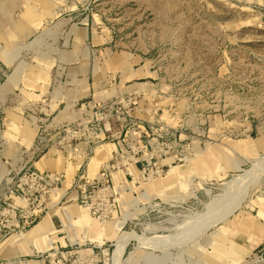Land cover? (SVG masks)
<instances>
[{
	"label": "rangeland",
	"instance_id": "obj_1",
	"mask_svg": "<svg viewBox=\"0 0 264 264\" xmlns=\"http://www.w3.org/2000/svg\"><path fill=\"white\" fill-rule=\"evenodd\" d=\"M87 19L94 33L86 42L88 52L79 33L73 38L74 29ZM83 75L89 84L82 83ZM138 83L150 85L153 101L148 97L139 106L134 97ZM111 99L118 101L116 109L124 105L145 120V142L157 138L172 144L175 135L183 147L173 146L172 151L185 154L190 143L203 153L171 165L172 159L161 156L143 169L135 161L147 155L146 143L131 141L128 126L121 134L114 112L112 132L100 145H132L139 151L133 157L130 149L131 156L119 157L120 169L115 171L124 179L117 177L116 186L113 175L102 210L95 211L98 194L79 201L67 197L75 190V179L82 174L96 177L112 154L105 151L97 162L99 149L87 145V132L74 151L63 147L69 142L59 145L52 130L60 123L86 119L91 106ZM261 137L264 140V0H0V250L13 235L28 233L47 216L67 239L59 251L52 245L36 250L29 244L27 252L0 255V264H113L118 240L105 234H100L101 242L92 239L95 235L86 229L90 220L101 227L124 221L119 235L173 241L144 247L130 237L120 264H264V219L258 215L264 210V171L237 189L229 203L221 202L226 183L252 170L264 156L263 141H258L259 149L254 142ZM238 142H248V151ZM42 145H47L44 151ZM212 149L204 166H197ZM50 162L52 168L44 167ZM88 164L95 170L89 175ZM28 166L64 174L62 185L43 197L33 195L30 208L20 198L7 199L25 182ZM236 198L242 201L229 217L210 223ZM4 199L24 207L9 209ZM61 207L87 212L88 225L76 226L74 243L68 241L71 232L63 222L52 216ZM41 208L32 223V213ZM88 254V259L80 257Z\"/></svg>",
	"mask_w": 264,
	"mask_h": 264
},
{
	"label": "built area",
	"instance_id": "obj_2",
	"mask_svg": "<svg viewBox=\"0 0 264 264\" xmlns=\"http://www.w3.org/2000/svg\"><path fill=\"white\" fill-rule=\"evenodd\" d=\"M138 91L135 92L134 97L139 99V102L135 100L133 103L136 104L137 102L139 103L142 100L146 101L148 97H150L149 101H153L154 98L151 96V90L148 89L150 85L147 83H138ZM118 101H114V99H111L107 102L103 103H97L93 106H91V111L92 114L89 115L86 119H82L81 121L77 122H69V123H60L54 127L52 130L55 134L54 136H57L59 138V145H63L65 149H73L74 151H77L78 148L81 146L83 138H85L84 134L81 137L82 133H88L89 140L88 142L90 144L87 145H97V147L100 146V143L104 141L105 139L108 138L107 134L109 132H112V127H111V121L114 117V112L117 114L118 118V125L119 127H122V132L126 128V126L130 127L126 130V132L129 135V139L131 141H137V143H144L145 141L142 140L143 137H147V133L149 132V129L146 126L145 120L136 117L130 113V111H127L126 109L124 110L122 108L116 109V104ZM97 112H94L93 109ZM123 116V117H120ZM151 128V127H150ZM139 130V131H137ZM133 131V132H132ZM143 134V135H142ZM138 135V136H137ZM143 136V137H142ZM175 143L170 144V142H159L156 138L155 141L154 139H147L146 144L144 146V152H146V156L143 158H140L135 161L136 163H140L143 166V169H146L148 166L151 165L153 162L154 164L158 162V158L161 156H164L166 159H172L170 162V165L172 163H175L176 161H189L193 158V156L196 155L197 153V147H193L190 143L187 144V153L182 154L178 151L174 152L172 151L173 146H181L183 147V144H180L176 142L178 139L175 135H173ZM182 141L183 139H179ZM64 142V143H63ZM116 148L111 152L112 156L111 158L103 163L101 165L100 170L98 171V174L94 178H89L86 174H82L78 177V179H75L74 181V187L75 190L71 193L68 194L67 199L68 200H75L79 201L80 197H82L84 200H87L88 198L91 197L93 194H98V198L100 202H97V205L95 207H92L95 211H100L102 210L100 204L102 205L103 203V198L108 194L109 189L113 183V175L116 169H120V161L119 157H123V153L128 155L129 150L131 149V153L133 154V157L138 153L139 148H135L132 145H128V147H125L123 144H118L115 145ZM47 145H42L40 148L41 151H44L46 149ZM149 149H152V151L149 152ZM156 149V151H155ZM157 149L159 152V155L157 154ZM131 153L129 156H131ZM128 170V169H126ZM125 170V171H126ZM126 175H130V173L127 171ZM24 181L22 182V186L19 185L16 189L10 191L9 197H7L8 200L20 198L27 202L28 207L33 205L34 201L36 198H33V195L36 193H40V197H43L44 194L50 192L51 190L53 191L56 189L59 185H62L64 178L63 173L59 172H51V171H41L39 169L32 168L31 166H28L25 168L24 172ZM24 186H27L28 188L26 189ZM21 189L20 194H17L16 191ZM42 193V194H41ZM81 193V194H80ZM71 195H74L75 197H71ZM65 196V195H64ZM62 198V197H61ZM7 199H4V203L6 206L13 210H19V208H23L24 206L21 205H14L16 202L8 201ZM45 208H41L40 210L36 211L33 214V219L32 223L35 222L39 216L40 213ZM30 225V224H29ZM16 227H18L16 225ZM94 247L93 246L91 249L92 252H94ZM57 251H59L58 247L56 248ZM89 255L85 256H80L82 259H88ZM51 256V255H50ZM88 256V257H86ZM60 264V261H58Z\"/></svg>",
	"mask_w": 264,
	"mask_h": 264
},
{
	"label": "bare ground",
	"instance_id": "obj_3",
	"mask_svg": "<svg viewBox=\"0 0 264 264\" xmlns=\"http://www.w3.org/2000/svg\"><path fill=\"white\" fill-rule=\"evenodd\" d=\"M261 139V140H259ZM259 139H254V142H257L258 144V149L261 145L264 144V140L261 138ZM256 140V141H255ZM258 141H263V143L260 145ZM107 144H102L100 145L99 147H97L99 150L98 151H101L103 153H105V151H108V153L110 154L115 148L113 146H110V147H106ZM238 145L240 146V148H242L244 151H248V147H250V144L247 142V143H239L238 142ZM255 145V144H254ZM105 148V149H104ZM264 149V148H263ZM212 152H215V149H213L212 151H210L209 154H211ZM203 153V151L201 149H198L197 148V154L201 155ZM225 153V152H223ZM222 153V154H223ZM228 153V152H227ZM207 156H210L208 154H206V157H202L198 164H196L197 166H204V162L207 158ZM221 156V155H220ZM199 157V156H198ZM192 160V159H191ZM189 160V162L191 161ZM41 160H39V163H40ZM106 162V161H105ZM257 163V164H256ZM256 166L246 172V174H243V175H240L236 178H233L231 181L227 182L226 183V194L224 195V199L225 200H221L222 201H228L230 200L229 197L231 198L232 194L234 193L235 194V191H240V189L244 188L245 185H247V183H250L249 181H253V180H257L260 175L263 173L264 171V156L261 158V160H259L258 162H256ZM51 165L53 166V163H49L47 166H44V167H51ZM78 167L80 165V162L77 163ZM254 166V165H253ZM52 168V167H51ZM198 168V167H197ZM130 169L131 171L133 172V169L134 167L131 165L130 166ZM176 169V166L174 167H171L170 170H169V173H172V171H175ZM182 169V168H181ZM203 169V168H202ZM135 170H137L135 168ZM186 172V171H185ZM134 173V172H133ZM137 173H138V170H137ZM136 173V174H137ZM184 173V172H183ZM122 172H115L114 173V178H115V183H116V186H120L118 182H116V180H119V176H121L123 179L124 177L122 176ZM173 175V174H172ZM171 176V175H170ZM174 177V176H173ZM117 178V179H116ZM174 179V178H173ZM122 180V179H121ZM254 182V181H253ZM152 185V184H151ZM166 185V184H165ZM166 189V188H165ZM224 189V188H223ZM129 191V190H128ZM241 193V192H239ZM238 193V194H239ZM237 194V195H238ZM126 195V194H125ZM236 195V196H237ZM240 195V194H239ZM238 195V196H239ZM220 196V195H219ZM226 196V197H225ZM234 196V195H233ZM237 196V197H238ZM242 196V195H240ZM71 197H75L74 195H71ZM223 198V197H221ZM234 199V197H233ZM236 202H231L232 204H227L229 206L227 207H224L221 208L223 210V212L221 211L220 212H217V214L214 215V219H212L210 223L214 224L220 220H224L226 219L227 217H229V214L232 213L235 208L239 207V204H240V199L236 198ZM261 200V199H260ZM124 201V200H123ZM213 201V200H212ZM218 201V200H217ZM216 201V202H217ZM235 201V199H234ZM216 202H214L216 204ZM225 202V203H226ZM229 203V201L227 202ZM73 206V205H72ZM211 206V205H210ZM209 206V207H210ZM214 206V205H213ZM223 206H226L225 204ZM217 207L216 205L214 206V208ZM213 208V207H212ZM213 208V210H214ZM79 209V208H78ZM217 209V208H215ZM206 210V209H205ZM208 212V211H207ZM205 212V213H207ZM55 213L61 218V221L63 222V226H64V229H67L69 230L70 232H72V235H70V242L74 243L76 242L77 240V237L75 235V233L73 232V230H75L76 226L78 227H82V226H87L88 223L87 221H89L87 218H88V215H87V212L85 211H82V210H75L73 208H64V207H61V208H58L56 209ZM49 214V212H48ZM208 214V213H207ZM55 215V214H54ZM212 215V214H211ZM259 217L263 218L264 219V210H260L259 211ZM53 216V215H52ZM204 216V215H203ZM206 216V215H205ZM44 218V217H43ZM42 218V219H43ZM199 219V218H198ZM197 219V221H198ZM220 219V220H219ZM86 221V222H85ZM89 225L86 227V229L88 231L91 232V234L93 233L95 236L93 237L92 236V239H97V241L101 242L102 241V238L100 237V234L102 235H107L108 238L110 239H114V240H118V243H116V248L114 250V257L113 258V264L114 262H116V264H120L122 262V253H123V250H124V247H125V244H126V241H128L132 238H138L139 241H141L142 244H150V245H154V247H158V246H164L165 244H167L166 241H168L169 239H167L166 237H159V238H156V239H153V240H144V238L142 239V237H140V235L136 234V233H123V234H117V230L120 229V227L124 224V221H117L115 223V225L113 224V227L116 229V231H112L111 229H113L112 225L109 223L107 225H105L104 227H101V225H99L95 220H90L89 221ZM209 223V224H210ZM36 225V224H35ZM34 225V226H35ZM211 225V224H210ZM33 226V227H34ZM210 227V226H209ZM81 229V228H80ZM59 231V229L57 227L54 226V224L52 223L51 221V218L49 217H46L44 218L42 221H40L31 231H29L28 233L26 234H23L22 236L20 235H13L4 245H3V248L0 250V255H13V254H17L19 252H27L29 251V249L27 248V246L30 244L33 249H36V250H44L46 248V246H53L54 248H57V246L54 244V241L56 240L57 238V232ZM48 239V240H47ZM128 239V240H127ZM47 240V241H45ZM169 241H171V245L173 244L172 240L170 239ZM169 241H168V244H169ZM48 243V245H47ZM63 243H65L63 241ZM140 243V245H142ZM46 244V245H45ZM144 244V245H145ZM149 245V246H150ZM143 246V245H142ZM166 246V245H165ZM170 246V245H169ZM144 247H147L146 245ZM156 247V248H157ZM30 248V247H29ZM149 248V247H148ZM153 248V247H152ZM220 252L222 251L221 249L219 250ZM115 260V261H114Z\"/></svg>",
	"mask_w": 264,
	"mask_h": 264
},
{
	"label": "crops",
	"instance_id": "obj_4",
	"mask_svg": "<svg viewBox=\"0 0 264 264\" xmlns=\"http://www.w3.org/2000/svg\"><path fill=\"white\" fill-rule=\"evenodd\" d=\"M71 26H75V25H70V27ZM74 34H73V38H74V35H75V37H76V33H79L80 34V37H81V39L82 40H84L85 41V45H83L82 47H83V49H86L85 51L86 52H88V49H89V47L87 46V44H86V42H87V40L88 39H92L93 38V36H94V33H93V31H92V28H90V26H89V24H88V19H87V23L85 22V24H83L81 27H78V28H75L74 29V32H73ZM78 34V35H79ZM72 38V39H73ZM71 52L72 51H69V54H71ZM141 62H143V65H145V61L143 60L142 61V59H141ZM71 68V67H70ZM81 81H82V83L84 84V85H86V82L89 84V79H88V77H86V75L84 76H82V78H81ZM86 89V88H85ZM91 91V89L89 90V92ZM87 92V91H86ZM214 148V147H213ZM213 150V149H212ZM211 150V151H212ZM210 153V152H209ZM209 153H207L208 155H210ZM104 156H105V153H103V152H101V151H98V153L95 155V157H96V159H97V162H98V160H101V159H103L104 158ZM37 166V165H36ZM66 167H67V165H65ZM43 170H48L47 168L46 169H43ZM63 172H65V171H63ZM90 172H95V170H91L90 169V167H89V164H88V167H87V174L89 175L90 174ZM65 208H68V207H65ZM55 211H56V209L55 210H53L52 211V215L53 214H56L55 213ZM57 218H58V220L60 221V223L62 224V221H61V218L56 214L55 215ZM47 217H49V218H51V216H47ZM44 218H46V217H44ZM43 218V219H44ZM42 219V220H43ZM41 220V221H42ZM51 221H52V223L54 224V226H55V223H54V221H53V218L51 219ZM40 222V221H39ZM38 224V223H37ZM36 224V225H37ZM35 225V226H36ZM34 226V227H35ZM62 226H63V224H62ZM33 227V228H34ZM56 227V226H55ZM32 228V229H33ZM63 228H64V226H63ZM31 229V228H30ZM29 229V230H30ZM31 229V230H32ZM28 230V231H29ZM30 230V231H31ZM27 231V232H28ZM69 231V230H68ZM62 232V230H59L58 232H57V238H56V240L54 241V244L57 246V247H59V246H61V247H64L66 244H67V239H66V236H60V234H62L61 233ZM69 233H70V231H69ZM70 235H72V232L70 233ZM68 238V241H69V237H67ZM48 240V239H47ZM47 240H45V241H47ZM63 241L65 242V244H63ZM22 253V252H21ZM18 255V254H17ZM37 261H39L37 264H47V261L46 260H37ZM43 261V262H42ZM34 264H36V263H34Z\"/></svg>",
	"mask_w": 264,
	"mask_h": 264
}]
</instances>
